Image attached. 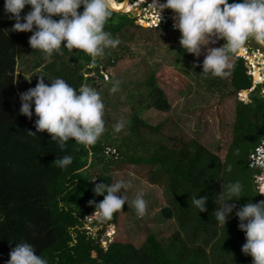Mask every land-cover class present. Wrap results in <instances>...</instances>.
<instances>
[{"label":"trees","instance_id":"trees-1","mask_svg":"<svg viewBox=\"0 0 264 264\" xmlns=\"http://www.w3.org/2000/svg\"><path fill=\"white\" fill-rule=\"evenodd\" d=\"M30 9L27 5L21 15ZM78 11L82 12L83 6ZM14 23L5 15L1 0L0 264H6L12 248L24 240L32 243L37 255L48 264H253V258L241 251L246 239L238 228V217L233 213L224 227L218 224L214 214L218 207L216 195L223 190L224 183L236 180L242 183L240 200L229 202L236 203L237 209L249 200L254 203L263 200L261 194L257 195V172L248 167V157L264 141V84L253 89V79L244 60L236 54L230 69V84L236 99L235 126L223 160L193 139L171 147L162 135L150 140L143 134V130L154 135L160 133V127L146 124L141 117L143 112L171 110L170 100L153 74L126 97L135 106L126 137L117 142L101 137L90 147L70 138L61 151L46 130L36 132L34 105L31 120L20 114V92L16 85L19 61L25 56H35L36 69L50 61L47 69L51 74L49 79L44 78L46 84L60 77L74 88L84 83L89 85L92 78L87 75L95 74L103 81L101 72L115 65L121 53L128 49L122 42L134 40L133 29L144 27L136 18L113 11L105 31L120 43L106 49L104 56L93 64L92 58L82 50L63 48L66 42H62L60 51L45 57L29 45L32 33L11 31ZM167 26L181 35L171 23L157 29L162 31ZM112 49L117 50L111 54ZM178 50L189 59L193 57L180 44ZM248 61L251 62L249 58ZM260 63L264 68V59ZM261 66L253 65L259 75H255L256 82L259 79L264 82V72L258 71ZM29 131L36 132V136ZM113 144L118 159L105 154ZM65 154L71 155L72 163L61 169L53 162ZM121 164L150 170L149 183L163 190L167 203L160 210V217L176 220L178 231L166 238L148 232L138 244L133 240L118 242V225L121 217L130 212L128 207L124 205L109 220L86 218L95 213V206L88 202L99 203L104 199L93 192L96 184H110L109 175L119 170ZM229 164L231 172L226 171ZM94 175L99 182H95ZM200 195L208 197L207 212L200 213L190 206V196ZM94 226L98 228L95 235L87 230Z\"/></svg>","mask_w":264,"mask_h":264},{"label":"clouds","instance_id":"clouds-1","mask_svg":"<svg viewBox=\"0 0 264 264\" xmlns=\"http://www.w3.org/2000/svg\"><path fill=\"white\" fill-rule=\"evenodd\" d=\"M133 1L128 0L129 3ZM27 5L31 9L22 16ZM150 5L158 21L165 9L173 10V27L180 31L179 43L187 53L199 58L202 47L206 48L202 65H198L202 67L203 74L222 78L229 76L232 57L244 48L250 38L264 46V0H233L232 3L229 0H165L162 4L154 0ZM81 6L82 12L78 11ZM113 10V0H4L5 15L15 21L11 31L32 33L28 41L32 49L50 57L60 51L62 42H66L63 48L82 50L92 58L93 64L104 56L106 49L115 48L120 43L105 31ZM57 16L59 19H54ZM219 40L226 43L220 47L209 46ZM119 87L120 81L113 80L110 92L116 93ZM19 95L20 114L31 120L34 105L36 132L46 130L61 151L70 138L90 147L105 132V105L94 86L84 83L74 88L60 77L51 80L49 85L40 76L35 87ZM125 126L121 119L113 125V130L119 133ZM36 132L28 133L36 136ZM53 163L64 169L72 163V157L65 154ZM231 170L229 164L226 171ZM127 187L123 180L96 184L93 192L104 196V199L99 203L95 200L88 202L95 206V213L86 218L111 219L129 203L125 194ZM222 189L215 199L218 205L214 211L216 221L225 227L234 213L239 219L238 228L245 233L246 242L241 251L253 258V264H264V200L255 203L249 200L237 209L236 203L229 202L240 200L242 183L239 180L224 183ZM121 190H124L123 195H118ZM256 192L257 195L264 194V183L257 184ZM207 202L208 197L201 195L199 198L190 196L189 200L191 208L198 209L200 213L208 211ZM131 206L137 217L145 215L147 202L143 193L137 194ZM9 256L6 264H48L27 240L18 242Z\"/></svg>","mask_w":264,"mask_h":264},{"label":"rangeland","instance_id":"rangeland-1","mask_svg":"<svg viewBox=\"0 0 264 264\" xmlns=\"http://www.w3.org/2000/svg\"><path fill=\"white\" fill-rule=\"evenodd\" d=\"M151 1L154 2V0ZM159 1L165 2V0ZM148 9L142 11L141 7V11L136 9L128 12L129 14L126 12H120V14L134 17L146 12V16H149V12L153 9L152 7ZM164 11L175 15L171 9ZM167 28L168 26L162 31L145 27L133 29L135 39L122 42L128 49L121 53V59L115 65L108 66L107 70L101 72L103 81L95 74L87 75L92 78L89 85L97 89L105 105L103 116L105 132L101 137L106 136L117 142L120 138L127 136L128 120L134 114L132 109L134 104L127 102L126 97L131 94L130 90H135L153 74L158 80L157 84L169 98L171 110L167 113L154 109L143 112L141 117L148 126L160 127V133L157 135L148 130H143V134L150 140L162 135L164 142L171 147L193 139L223 160L232 142L235 126L236 99L233 96L230 76L222 78L203 74L202 67L198 65H202L206 48L202 47L199 58L193 54L191 59L184 54L181 55L178 50L180 34L171 32ZM224 43L226 41L219 40L216 44L209 46L220 47ZM245 47L252 54V57H249L251 64L261 66L259 57L264 59V48L252 38L246 42ZM116 50L112 49L111 54ZM253 56L255 59H252ZM243 60L249 75V68L247 63L245 64V59ZM36 62V57L32 55L25 56L19 61L16 85L20 93L35 87L40 76L46 80L49 79L51 71L47 67L50 61L37 69L35 68ZM231 63H233V57ZM258 71L264 72V68ZM255 74L258 75V72ZM113 80L120 81L119 91L116 93L110 92ZM255 86L256 82L253 84V89L256 88ZM262 96L264 98V92ZM121 119L125 121L126 126L117 133L113 130V125ZM112 146V148L116 147L114 144ZM117 157L115 159L119 158ZM94 171L100 173L99 169L98 171L94 169ZM148 174L150 170L145 167L121 164L119 170H114L109 175L110 184L115 180H123L128 185L125 194L129 203L125 206L130 209V212L121 217L116 236L118 242L133 240L138 244L146 238L148 232L154 233L157 238H166L179 229L176 220L168 221L160 217V210L167 204L164 192L160 187L149 183ZM96 178L95 176V182H99ZM123 192L124 190H121L118 195H123ZM140 193H143V198L147 202L146 213L143 217H137L134 207L131 206V201ZM262 199L264 200V196ZM87 230L93 235L98 232L97 226L91 229L87 227Z\"/></svg>","mask_w":264,"mask_h":264},{"label":"built area","instance_id":"built-area-1","mask_svg":"<svg viewBox=\"0 0 264 264\" xmlns=\"http://www.w3.org/2000/svg\"><path fill=\"white\" fill-rule=\"evenodd\" d=\"M137 1H140V0H137ZM137 1H133L132 3L135 4ZM152 3L153 2L151 0L146 1L144 3H141L139 5V7H137L136 9H137V11H141L138 8L142 7V11L149 10L148 8L151 7L150 4H152ZM145 13L144 14L139 13L134 17L137 20H139V22H141L143 27H145L147 29H157L160 26H163V25L168 24V23H171L173 26V16L174 15H172V13H168V12L163 11L160 15V21H158V18L156 16V13L154 10L152 12L151 11L149 12L150 13L149 16H146ZM174 29H176V28H174ZM176 30H178V29H176ZM242 51H244L245 55H242L243 54ZM241 52H242V54H241ZM238 56H241L243 59H245V61H246L245 64L247 63L246 65L249 68V75H250V77H252L253 84H254L256 82L255 81V69H254L253 65L251 64V62L248 61V58L252 57V54H250L249 49L244 46V48L238 53ZM261 80L262 79H259L260 82H258V83L256 82L255 87L264 84V82H261ZM105 154L109 155V156H115V157L118 156L117 150H115L113 148H107L105 151ZM248 167L251 170L257 171V176L255 178L256 184L264 183V141L248 157ZM261 195H262V197L264 196V194H261Z\"/></svg>","mask_w":264,"mask_h":264},{"label":"bare ground","instance_id":"bare-ground-1","mask_svg":"<svg viewBox=\"0 0 264 264\" xmlns=\"http://www.w3.org/2000/svg\"><path fill=\"white\" fill-rule=\"evenodd\" d=\"M146 2V0L137 1L135 4L129 3L128 1H124L123 3H119L117 0H113L114 10L117 12H131L134 11L141 3ZM162 3V2H159ZM263 59V57H259V60Z\"/></svg>","mask_w":264,"mask_h":264},{"label":"water","instance_id":"water-1","mask_svg":"<svg viewBox=\"0 0 264 264\" xmlns=\"http://www.w3.org/2000/svg\"><path fill=\"white\" fill-rule=\"evenodd\" d=\"M126 1H128V0H126ZM113 11H114V12H117V11H115V10H113ZM117 13H118V12H117ZM259 46H261V47H263V48H264V46H262V45H260V44H259Z\"/></svg>","mask_w":264,"mask_h":264},{"label":"crops","instance_id":"crops-1","mask_svg":"<svg viewBox=\"0 0 264 264\" xmlns=\"http://www.w3.org/2000/svg\"><path fill=\"white\" fill-rule=\"evenodd\" d=\"M255 75H257V74H255ZM133 166H135V165H133ZM137 167V166H136ZM156 186V185H155Z\"/></svg>","mask_w":264,"mask_h":264}]
</instances>
